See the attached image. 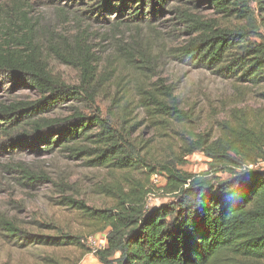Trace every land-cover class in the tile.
<instances>
[{"label":"trees","instance_id":"1","mask_svg":"<svg viewBox=\"0 0 264 264\" xmlns=\"http://www.w3.org/2000/svg\"><path fill=\"white\" fill-rule=\"evenodd\" d=\"M93 1L88 15L127 17L130 23L143 21L148 6L156 15L164 2ZM205 2L237 25L222 27L182 11L180 19L197 35L173 53L258 89L263 105L250 112L231 109L214 134L180 133L181 158L200 152L208 160V170L196 176L155 160L152 142L144 141L136 129L138 112L160 129L170 124L186 128L191 122L175 90L156 79L163 66L160 51L118 44L111 61L82 35L44 33L40 38L28 17L29 2L0 0V77L21 80L40 96L0 103L5 148L60 149L72 159L94 157L92 166L114 173L118 181L100 188L112 199L111 207L92 209L82 201L67 200L94 227L92 233L107 231L105 248L96 253L101 264H264V170L250 168L264 160V2L257 0L259 14L247 0ZM47 54L78 72L76 85L49 70ZM99 97L108 101L106 118L99 109L90 117L79 111L62 118L42 116L59 102L76 100L94 107ZM159 172L173 200L149 209L146 199L151 191L135 174L148 181ZM224 173L230 177L216 182L214 176ZM0 229L5 236L19 234L9 220H0ZM46 243L79 245L80 237L61 235Z\"/></svg>","mask_w":264,"mask_h":264},{"label":"rangeland","instance_id":"2","mask_svg":"<svg viewBox=\"0 0 264 264\" xmlns=\"http://www.w3.org/2000/svg\"><path fill=\"white\" fill-rule=\"evenodd\" d=\"M30 3L29 18L40 32L72 38L82 35L104 58L113 60L115 47L123 45H148L154 52L160 51L162 67L157 78L170 85L191 122L183 126L170 124L160 129L147 120L142 112L137 113L136 129L144 141L149 140L155 148V160L171 162L177 171L189 175H200L208 170V160L200 152L189 156L180 155V133H215L220 121L231 109L252 111L262 106L258 100V89L237 84L234 78L217 74L216 69L193 59H180L173 48L185 45L193 33L190 25L180 19L179 13L186 11L198 19L212 21L228 27L237 23L218 14L205 0H164L161 11L150 14L145 10V19L130 23L127 17L115 19V15H88L93 0H24ZM264 2V0H260ZM257 9V0H247ZM251 41H256L252 36ZM49 70L69 85H76L78 72L56 62L45 55ZM39 94L21 80L0 77V103L32 101ZM108 101L99 97L94 107L85 102L69 100L59 102L43 117H68L79 111L85 116L106 118ZM98 113V112H97ZM4 135L0 134V220H9L19 230L18 236H5L0 229V264H101L87 238L95 237L93 246L97 251L105 248L107 231L92 233V227L82 216L76 205L68 199L83 202L92 209H104L113 205L112 199L102 194L100 188L116 183L114 173L103 166H92L94 157L70 158L60 149L53 152L45 149L9 150L5 148ZM174 156H179L174 158ZM161 162V163H162ZM29 173L26 175L24 173ZM148 185L146 205L149 209L165 205L173 200L166 193V177L163 173L152 176L135 174ZM215 181H225L227 173L216 174ZM61 235L80 237V244L57 246L46 243ZM46 241V242H45Z\"/></svg>","mask_w":264,"mask_h":264},{"label":"built area","instance_id":"3","mask_svg":"<svg viewBox=\"0 0 264 264\" xmlns=\"http://www.w3.org/2000/svg\"><path fill=\"white\" fill-rule=\"evenodd\" d=\"M250 168L264 170V160L259 161L254 166H250ZM87 242L92 247V252L93 253L97 252V250L93 248V246L96 244L95 237H93V236L88 237L87 238Z\"/></svg>","mask_w":264,"mask_h":264}]
</instances>
